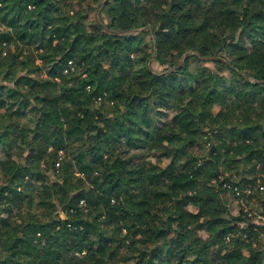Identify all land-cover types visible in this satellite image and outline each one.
Wrapping results in <instances>:
<instances>
[{
	"label": "trees",
	"instance_id": "obj_1",
	"mask_svg": "<svg viewBox=\"0 0 264 264\" xmlns=\"http://www.w3.org/2000/svg\"><path fill=\"white\" fill-rule=\"evenodd\" d=\"M0 264H264V0H0Z\"/></svg>",
	"mask_w": 264,
	"mask_h": 264
},
{
	"label": "rangeland",
	"instance_id": "obj_2",
	"mask_svg": "<svg viewBox=\"0 0 264 264\" xmlns=\"http://www.w3.org/2000/svg\"><path fill=\"white\" fill-rule=\"evenodd\" d=\"M98 9H96V11L93 13V12H89L88 13V19L91 21L93 19H96L98 20ZM203 11L202 8L200 7H194L193 9H189L186 13L187 15L193 19V20H197L198 17H199V14ZM154 15H151V18H153ZM151 66L154 70H161V67L158 66L157 63L155 62H151ZM227 198V197H226ZM237 200L236 199H229V208H230V212L233 214V215H237L238 214V210H239V207H238V204H237ZM189 209L191 211H196V209H194L193 207H189Z\"/></svg>",
	"mask_w": 264,
	"mask_h": 264
},
{
	"label": "water",
	"instance_id": "obj_3",
	"mask_svg": "<svg viewBox=\"0 0 264 264\" xmlns=\"http://www.w3.org/2000/svg\"><path fill=\"white\" fill-rule=\"evenodd\" d=\"M138 32H140V30H134V31H132V33H138Z\"/></svg>",
	"mask_w": 264,
	"mask_h": 264
},
{
	"label": "built area",
	"instance_id": "obj_4",
	"mask_svg": "<svg viewBox=\"0 0 264 264\" xmlns=\"http://www.w3.org/2000/svg\"><path fill=\"white\" fill-rule=\"evenodd\" d=\"M70 65H71V63H70ZM67 71H65V73H66ZM262 189V188H261Z\"/></svg>",
	"mask_w": 264,
	"mask_h": 264
}]
</instances>
